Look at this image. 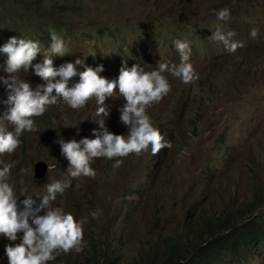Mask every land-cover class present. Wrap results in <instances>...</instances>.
Segmentation results:
<instances>
[{
	"label": "rangeland",
	"instance_id": "rangeland-1",
	"mask_svg": "<svg viewBox=\"0 0 264 264\" xmlns=\"http://www.w3.org/2000/svg\"><path fill=\"white\" fill-rule=\"evenodd\" d=\"M75 1L82 4V13L58 17L26 6L22 0H0V45L13 36L36 41L41 55L34 63H42L52 43L50 35L55 33L69 51L65 57H54V66L80 59L79 71L102 65L100 75L113 80L124 64L146 71L159 63L179 64L173 42L180 40L191 47L189 62L198 78L184 84L165 73L170 92L146 108L154 127L172 145L156 155L149 148L139 155L114 158L123 159L119 168L113 167L114 160L93 158L90 167L95 177L68 176L69 161L61 155L59 141L97 139L105 130L128 134L120 120L124 100L118 89L105 100L106 111L101 115L96 114L99 106L94 98L80 110L70 109L57 98L58 103L43 116L33 118L37 131L25 132L14 153L0 155L5 163L15 162L8 182L17 193L18 213L27 214L30 226L34 217L47 211L41 205L49 196L47 186L54 182L67 187L49 200L48 207H60L85 221L84 250L61 253L48 264H59L64 256L70 262L74 257L83 259L93 247L101 246L102 251L114 247L129 256L147 242L155 244L177 228L181 211L191 203V191L212 190L203 181L205 167L215 173L213 189L230 181L240 198L256 180L264 188L259 164V158H264V0ZM225 7L230 9V18L218 22L213 10ZM217 28L234 33L232 41L242 47L234 54L225 51L222 43L211 39ZM253 29L258 32L254 39L250 36ZM4 59L0 55V62ZM219 64L229 66L231 74L224 73ZM19 76L33 89L46 84L31 71H21ZM78 79L73 78L70 86ZM4 111L0 105V115ZM38 161L49 166L43 180L33 177ZM29 198L33 202L26 207L23 201ZM259 214L264 217V206ZM118 237L124 244L121 248ZM9 243L0 239V264H8L5 245ZM238 264H264V250Z\"/></svg>",
	"mask_w": 264,
	"mask_h": 264
},
{
	"label": "clouds",
	"instance_id": "clouds-1",
	"mask_svg": "<svg viewBox=\"0 0 264 264\" xmlns=\"http://www.w3.org/2000/svg\"><path fill=\"white\" fill-rule=\"evenodd\" d=\"M213 11L218 22H227L230 18L227 7ZM233 35L217 28L211 39L222 43L229 54H234L242 44L232 41ZM257 35L256 29L250 33L253 39ZM50 36L52 43L43 53L42 63H34L41 55L36 41L13 36L0 45V55L5 57L0 62V87L4 90L0 105L5 108L3 115H0V155L14 153L25 132L37 131L33 118L43 116L49 106L58 103L57 98L72 110L83 109L94 98L99 106L96 114L101 115L106 111L103 107L105 100L117 89L124 100L119 108L120 120L128 127V134L117 135L105 130L102 137L97 139L59 141L61 155L69 161L68 176L95 177L96 172L90 167L93 158L114 160L113 167L119 168L123 159L114 158H124L132 153L139 155L149 148L156 155L162 149L172 147L171 142L164 140L160 130L154 127L146 108L161 101L170 92L171 85L165 73L184 84L198 78L189 62L191 47L188 42H173L180 58L179 64L159 63L151 71L138 65L129 68L124 64L118 78L109 80L100 75L104 71L102 65L95 69L84 66V70L79 71L78 66H82L80 59L54 66L53 58L65 57L69 50L61 37L55 33ZM21 71L33 72L46 84L33 89L29 82L20 78ZM75 77L79 78L78 82L70 86V81ZM14 165L15 162L0 160V239L10 242L5 245L8 264H48L61 253H81L85 247V221L75 219L60 207H48L49 200H55L57 192L63 193L67 184L54 182L47 186L49 196L43 198L41 205L47 211L34 217L30 226L27 214L22 216L18 213L17 193L8 182ZM32 202L31 198L23 201L26 207H30ZM17 240L20 242L15 243Z\"/></svg>",
	"mask_w": 264,
	"mask_h": 264
},
{
	"label": "trees",
	"instance_id": "trees-1",
	"mask_svg": "<svg viewBox=\"0 0 264 264\" xmlns=\"http://www.w3.org/2000/svg\"><path fill=\"white\" fill-rule=\"evenodd\" d=\"M33 9H44L58 17L82 13L83 6L75 0H22ZM224 73L230 67L219 64ZM234 72V71H233ZM237 72V71H236ZM234 72V73H236ZM255 165V163L253 162ZM263 166L264 158H259ZM256 166V165H255ZM254 172L253 175L258 178ZM205 186L212 190L191 191V203L181 211L177 228L155 244H143L136 255L126 256L114 247L102 251L93 247L83 259L62 258L59 264H238L240 260L264 250V188L256 180L252 188L239 198L234 185L219 184L213 189L214 172L207 167L201 171ZM236 190V189H234ZM125 224L124 222H121ZM121 247V237L117 238Z\"/></svg>",
	"mask_w": 264,
	"mask_h": 264
},
{
	"label": "water",
	"instance_id": "water-1",
	"mask_svg": "<svg viewBox=\"0 0 264 264\" xmlns=\"http://www.w3.org/2000/svg\"><path fill=\"white\" fill-rule=\"evenodd\" d=\"M49 166L45 161H38L33 165V177L36 180H43L48 174Z\"/></svg>",
	"mask_w": 264,
	"mask_h": 264
}]
</instances>
